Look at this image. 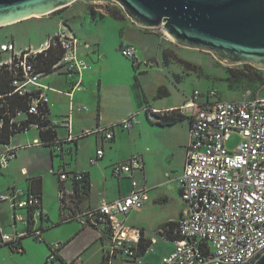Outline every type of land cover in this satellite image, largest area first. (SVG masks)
<instances>
[{
  "label": "built area",
  "instance_id": "built-area-1",
  "mask_svg": "<svg viewBox=\"0 0 264 264\" xmlns=\"http://www.w3.org/2000/svg\"><path fill=\"white\" fill-rule=\"evenodd\" d=\"M52 47L63 50L53 71L77 78L75 87L80 86L93 65L80 53V39L67 26L54 32L38 49L18 50L11 40L0 43V54L9 57L0 60V71L10 70L13 86L11 92L0 95V109L10 117L11 129L27 131L45 127L49 98L45 94L47 86L42 83L44 72L37 71L36 62L39 54L47 55ZM122 54L135 66L151 65L150 60L138 58L133 46L124 47ZM14 94L28 98L26 109L11 106L8 97ZM200 95L195 90L193 98L180 108L190 113L191 121L185 166L178 177L185 207L179 219L158 230V235L175 245L161 261L144 259L143 230L127 223L130 213L141 209L149 200L142 155L134 154L112 166L114 176L131 179L126 195L113 201L101 198L97 206L81 213L71 210L69 203L76 191L86 190L87 172L67 171L65 167L59 170L63 183L70 180L75 185L72 190L64 184L60 187L62 221L79 220L92 227L105 226L109 241L106 264H113L117 258L133 264H254L264 254V96L218 99L216 89H210L204 101ZM157 113L152 110L150 117ZM3 124L4 116H0V127ZM133 126L134 116H128L119 122L86 130L82 135L102 133L105 140H112L116 128L129 130ZM235 133L241 141L231 149L227 143ZM39 141L36 139L35 143ZM104 154L103 148L97 149L90 164H98ZM12 159L11 152L0 154V169L8 167ZM136 172L143 174V182L136 180ZM0 200L8 201L12 209L10 229L0 223L1 246L9 245L21 251L23 239L27 237L46 242L44 223L49 215L42 194L32 183L28 187H11ZM64 245L62 242L49 244L46 264L84 263L82 253L70 260L64 258L61 254Z\"/></svg>",
  "mask_w": 264,
  "mask_h": 264
},
{
  "label": "crops",
  "instance_id": "crops-1",
  "mask_svg": "<svg viewBox=\"0 0 264 264\" xmlns=\"http://www.w3.org/2000/svg\"><path fill=\"white\" fill-rule=\"evenodd\" d=\"M72 5L66 6L69 7V15H59L39 39L11 40L18 50L38 49L54 32L67 26L80 39V53L92 62L93 68L85 73L78 87H75L77 78L63 72L52 71L43 75L42 83L47 86L45 94L49 98L48 119L51 122L49 126L57 131V139L44 143L40 134L41 129L33 127L27 130H37V135L32 139L24 136L29 132L21 131L12 136L9 144L0 143V154L11 152L13 155L9 166L0 169V196L7 193L13 186L28 187L33 179H41L43 204L50 219L49 210H52V204L50 205L48 196H55V201H57L58 198L60 200L61 185L64 184L69 190L75 188L70 180L65 183L61 181L59 170L65 167L67 171H86L87 184L90 186L88 191H79L80 186L78 185L79 187L76 188L78 191L72 196L74 199L71 203L68 202L71 210L81 213L97 206L101 198L113 201L126 195L131 188V179L126 176H114L112 166L134 154L142 155L145 160V180L150 188L149 200L141 208V211L138 209L130 213L127 223L140 227L145 238L156 239V243H152L150 249L144 254V259L153 262L161 261L174 250L175 245L172 240L158 235V230L168 222L179 219L185 207L181 198L178 177L185 166L191 121L190 113L182 112L180 108L193 98L197 89L194 90L193 95L187 94L184 89L186 78L174 68L177 67V64L174 61H169V63L164 61L163 53L165 50L172 49V42L164 35L161 28L137 25L129 16L117 18L111 14L103 16L98 14L95 18L91 10L86 9L82 13L83 9L75 8ZM2 42L5 41H0V43ZM127 46H133L138 58L150 60L151 65L148 67L135 66L132 60L122 54V49ZM177 76L180 78L177 79ZM160 87H165L168 95L158 96ZM177 89L182 90L183 95L178 96ZM201 99L204 101L205 98ZM151 110L159 111L155 114L156 119H151L148 116ZM175 110L183 114L180 121L173 124L159 122V116L172 113ZM142 114H145L148 119L146 122L144 121L141 127L142 131L138 135L133 134L137 129L135 126L137 118ZM128 116H134L133 128L129 130L122 127L116 128L112 140H105L102 133L82 135L86 130H95L100 126L119 122ZM184 121L187 122V125L183 127V135L178 137L181 145L178 163L159 177L154 167H151L148 172L146 153L151 151V132L156 129V124L161 125L166 131H173L175 137L181 131ZM45 127L47 128V126ZM125 131L131 133V147L143 136L147 137L149 144L138 149L129 147V150L125 151ZM137 131L139 130L137 129ZM90 135L94 136L95 143L86 154V158L81 160L78 155L84 149L85 137ZM36 139L40 140L39 143H35ZM99 148L104 149V157L98 164L91 165L89 160ZM36 151H43L44 156L35 158L33 154ZM50 177H54L51 194L47 188ZM135 178L139 182L144 181L141 172H136ZM154 191H157L155 197L151 196ZM75 195L77 196L75 197ZM160 200L166 204L173 203V205L174 202H177L179 205L173 206L171 215L161 221L158 219L157 213L154 222L148 219V216L137 215L142 211L149 215L154 209L153 207L163 205ZM59 206L62 219L61 200ZM73 221H78L82 227L73 231L76 232L75 236H73L74 233L67 235L68 240L62 249L63 257L72 259L82 253L83 264H105V250L109 242L107 228L84 225L79 220L64 222ZM11 222L10 204L6 200H0V223L10 229ZM45 243L49 247L50 242L46 240ZM33 244L41 248L40 253L43 258L39 263L41 264L47 256L48 250L42 242L38 241ZM0 247L2 246L0 245ZM18 252H26L23 242L22 250ZM116 261L117 259L113 264Z\"/></svg>",
  "mask_w": 264,
  "mask_h": 264
},
{
  "label": "rangeland",
  "instance_id": "rangeland-1",
  "mask_svg": "<svg viewBox=\"0 0 264 264\" xmlns=\"http://www.w3.org/2000/svg\"><path fill=\"white\" fill-rule=\"evenodd\" d=\"M71 4H73L72 6H75V8L83 9L81 10L82 13H84L86 9L88 11L91 10L92 15L95 18L96 16H98V14H100L101 16H103L104 14H111L117 18L127 16V13L123 9V7L116 0H76ZM68 8L69 7H64L49 14L33 15L22 21L1 26L0 41H31L39 39L41 35H43L46 30H48V27L51 25L52 21L56 20L59 15H69ZM161 30L164 32L162 28ZM170 41L172 42V49H168L167 51L170 55L169 60L174 61L177 64V67L174 68L179 71L180 75H183V77L186 78L184 89L187 94L193 95L194 90L197 89L201 92L200 97L204 98L210 89H216L218 91V95L216 96V98L218 99H238L246 96H264V67H259L252 62L230 63L226 59H220L212 51L186 47L180 45L177 41H172L171 39ZM8 58V55L0 54V60H6ZM179 78L180 76H177V79ZM177 92H179L178 96L183 95L184 93L179 89L176 90V93ZM148 116L150 117V114H148ZM152 118L156 119L157 116L153 115ZM137 119L138 121L135 126L139 131H137V129L134 133L133 131H131L136 135H138V133L142 131L141 127L143 126L144 121L146 122L148 118L145 114H142ZM150 124L152 123L150 122ZM186 125L187 122L184 121L181 125V131L174 137L173 131H166L161 127V125L156 124V129L151 132V151L146 153L148 172L150 171L151 167H154L157 171V176L159 177V175H164V172L166 170H171L173 165H176L178 163L180 159L179 155L181 152V145L179 143L180 140L178 139V137L180 135H183V127H185ZM26 132L29 133L24 136L30 139L37 135L36 129H31ZM125 132V151H128L129 147H131V133L129 131ZM94 141L95 138L93 135L85 137V145L83 146L84 149L82 150V153L78 155L79 159L84 160L86 158V154L90 151L93 144L95 143ZM240 141L241 137L237 133H235L228 141L227 146L233 149ZM146 144H149V142L147 141V137L143 136V138L133 143L132 147L134 149H138L140 147H144ZM33 156L37 159L41 158L44 156V152L36 151ZM54 177L56 178V176ZM53 178L50 177V182H48L47 184V186H49L47 188L50 190V194L52 182H54ZM156 195L157 191H154V193L151 194V196L154 197ZM76 196L77 195H75V197ZM48 197L50 205L52 204V210L48 208L50 209L49 211L51 213V217L44 223L45 238L50 243H65L68 240V238H66L67 235L74 233L73 236H75L76 232L73 231H77L76 229L81 228L82 226L78 221H62L60 217L59 198L57 199V201H55V196ZM160 201L163 203V205L153 207L154 209L149 213V215H147L143 211L138 213L137 215L142 217L148 216V219L154 222L156 220L157 213L158 219L161 221L171 215L173 206L176 207L179 205L177 202H174L173 205V203L166 204V202L162 200ZM157 202H159V200H157ZM141 210L142 209H139V211ZM35 242L38 241H36L32 237L23 239V243L25 244L26 249L25 253H20L17 250L14 251L13 248L8 245L0 247V264H39L43 258L41 257L40 253L41 248L40 246L33 244ZM42 243L43 246L47 248L49 253L50 249L47 244L44 242ZM46 259L47 256L44 258L41 264H46ZM115 264L133 263L128 262L122 258H117Z\"/></svg>",
  "mask_w": 264,
  "mask_h": 264
},
{
  "label": "water",
  "instance_id": "water-1",
  "mask_svg": "<svg viewBox=\"0 0 264 264\" xmlns=\"http://www.w3.org/2000/svg\"><path fill=\"white\" fill-rule=\"evenodd\" d=\"M76 0H0V27ZM137 25L162 28L180 45L230 63L264 67V0H116ZM264 264V254L254 263Z\"/></svg>",
  "mask_w": 264,
  "mask_h": 264
},
{
  "label": "trees",
  "instance_id": "trees-1",
  "mask_svg": "<svg viewBox=\"0 0 264 264\" xmlns=\"http://www.w3.org/2000/svg\"><path fill=\"white\" fill-rule=\"evenodd\" d=\"M168 50H165L163 55H164V61L166 63H169V53L167 52ZM63 53V50L61 47L57 48H51L47 55L45 53L39 54L37 57V62H36V69L39 72H44V74H49L53 71V65L59 61ZM13 90V86L11 84V72L10 70L4 69L3 71H0V95L1 94H6L9 93ZM168 95V91L166 90L165 87H160L158 96L162 97ZM8 100L13 106L14 109L17 107L21 109H26L28 105V98L25 96H20L19 94H14L11 97H8ZM1 101V99H0ZM0 116H4V124L3 127H0V143L3 144H9L11 141V138L13 135H15L18 132L24 131L22 129H11L10 127V117L7 115H4V110L0 109ZM159 122L161 124H173L178 121H180L183 118V114L177 113V111H173L172 113H167L164 115L159 116ZM51 124L50 120L47 119L44 123V126H47V128L41 129L40 134L41 138L43 139L44 143H49L57 139L58 133L56 130L52 128V126H49ZM32 185L37 191H39L42 194V183L41 179H33L32 180ZM85 187L86 190L88 191L89 189V184H87V180L85 182ZM166 225V224H165ZM164 225V226H165ZM152 245V240L147 239L143 237V241L141 244V253L145 254L148 250V248Z\"/></svg>",
  "mask_w": 264,
  "mask_h": 264
},
{
  "label": "bare ground",
  "instance_id": "bare-ground-1",
  "mask_svg": "<svg viewBox=\"0 0 264 264\" xmlns=\"http://www.w3.org/2000/svg\"><path fill=\"white\" fill-rule=\"evenodd\" d=\"M165 32V35L169 38V39H171L172 41H175V38L170 34V33H168V31H164ZM176 42V41H175Z\"/></svg>",
  "mask_w": 264,
  "mask_h": 264
}]
</instances>
